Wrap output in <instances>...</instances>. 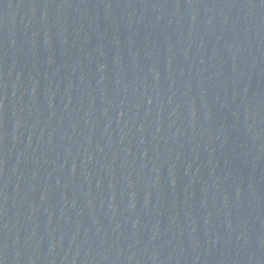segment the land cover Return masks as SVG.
<instances>
[{"label": "water", "instance_id": "water-1", "mask_svg": "<svg viewBox=\"0 0 264 264\" xmlns=\"http://www.w3.org/2000/svg\"><path fill=\"white\" fill-rule=\"evenodd\" d=\"M0 264H264V0H0Z\"/></svg>", "mask_w": 264, "mask_h": 264}]
</instances>
